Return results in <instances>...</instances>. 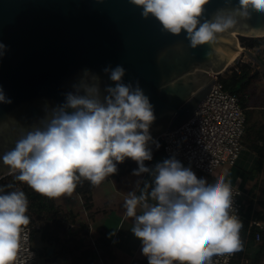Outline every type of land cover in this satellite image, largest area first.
<instances>
[{"label":"clouds","instance_id":"1","mask_svg":"<svg viewBox=\"0 0 264 264\" xmlns=\"http://www.w3.org/2000/svg\"><path fill=\"white\" fill-rule=\"evenodd\" d=\"M141 6L142 16L155 17L163 30L179 34L185 30L192 47L216 40L236 19L232 12L218 11L214 19L200 21L209 0H131ZM238 13L249 14L248 5L264 12V0H237ZM264 35V28L254 30ZM8 46L0 42V57ZM110 72L115 86L101 91L100 77L85 68L66 102L52 108L40 127H34L0 155V162L19 170L16 179L48 198L71 195L82 178L98 186L117 172L125 158L136 161L133 174L149 173L150 190L128 192L123 202L131 232L139 238L148 264H212L214 254L240 250L242 221L234 211L233 188L221 172L211 179L197 174L174 156L155 164L148 142L150 125L156 119L149 97L139 86L125 84V69ZM0 86V103L9 104ZM159 145L157 144V147ZM11 187V186H9ZM149 186L146 184L145 188ZM151 201V202H149ZM29 200L23 190L0 187V264H20ZM140 209L141 211H137ZM32 255L28 253V258Z\"/></svg>","mask_w":264,"mask_h":264},{"label":"water","instance_id":"2","mask_svg":"<svg viewBox=\"0 0 264 264\" xmlns=\"http://www.w3.org/2000/svg\"><path fill=\"white\" fill-rule=\"evenodd\" d=\"M238 13L237 0H209L200 21L218 11L235 13L234 23L212 43L192 47L185 30L172 34L131 0H0V86L11 103H0V155L34 127L52 108L66 102L87 68L100 77L101 91L115 82L110 72L125 69L122 82L139 86L149 97L156 119L149 128L153 150L160 137L191 120L215 83L230 67L228 54L242 48L245 61L264 70L255 50L241 38H264V12L248 5ZM0 162V180L18 172ZM53 252L49 248L48 254Z\"/></svg>","mask_w":264,"mask_h":264},{"label":"crops","instance_id":"3","mask_svg":"<svg viewBox=\"0 0 264 264\" xmlns=\"http://www.w3.org/2000/svg\"><path fill=\"white\" fill-rule=\"evenodd\" d=\"M247 63L252 65L255 73L258 66ZM251 103L253 105H248L245 110L247 132L244 137V149L236 165L221 167L222 169L219 168L213 175H204V177L211 179L218 173H225L226 180L243 192L244 222L250 223L256 220L264 223V97H261L260 101L256 98ZM166 158L168 157L161 151L146 166L153 168L156 163ZM182 164L194 170L190 164L184 162ZM152 179L149 173H141L137 176L133 172L120 179L105 178L93 190L90 208L84 205L79 195L71 194L78 198L80 206L66 204L63 208L69 215L76 216L75 227L84 229L85 239L89 243L90 239L94 241L93 248L98 254L101 252L98 246L103 241H108L111 245L112 256L99 257L100 262L105 260L107 264H148L147 257L141 251V241L130 230L132 218H126L123 215V202L130 191H136L139 194L141 190H150ZM146 184L149 186L147 189ZM258 247L259 245H256L249 251V257H243L242 264H250L251 260L253 264H264V256L259 259L256 256ZM173 264H184V261L174 260Z\"/></svg>","mask_w":264,"mask_h":264},{"label":"built area","instance_id":"4","mask_svg":"<svg viewBox=\"0 0 264 264\" xmlns=\"http://www.w3.org/2000/svg\"><path fill=\"white\" fill-rule=\"evenodd\" d=\"M242 62L247 63L244 60ZM233 70L240 73V65L233 66ZM222 76L223 74L214 75L215 83L209 96L195 116L182 126L163 134L159 139L162 144V153L166 157L174 156L190 164L197 173L203 175H213L223 165L234 167L244 149L246 109L241 106L237 95L225 90ZM232 188V211L242 221L240 237L243 242V192L235 185H232ZM75 226V223H71L69 227L75 228ZM248 228L255 230V243L260 245L264 223L253 220ZM33 229L26 226L28 240L22 241L23 247L18 255L20 264H43L34 248ZM89 241L94 246V241L92 239ZM29 252L32 253L30 258H28ZM237 253L238 250L232 253L214 254L212 264H232Z\"/></svg>","mask_w":264,"mask_h":264},{"label":"trees","instance_id":"5","mask_svg":"<svg viewBox=\"0 0 264 264\" xmlns=\"http://www.w3.org/2000/svg\"><path fill=\"white\" fill-rule=\"evenodd\" d=\"M241 42H242L243 47H246L252 50L260 49L264 46V38H241ZM256 77L257 75L254 74L252 70V65L248 63H244L240 65V73H237L235 70H231L230 76L228 77L222 76V82L224 84L225 90L232 94L237 95L240 98L241 106L246 109L247 102L245 98L246 95H244V93L249 87V85H251L253 80L256 79ZM246 114L248 115L247 112ZM246 132H247V126L245 123V135H246ZM243 143H244V138H243ZM158 145H159L158 147L156 145V147L152 150V157H153L152 160L157 154H159L162 151V144L160 141L158 142ZM152 160L144 161L145 165H148L149 163H151ZM137 167H138V164L136 161L132 160L131 158H125L123 162L117 163V172L111 174L107 178L120 179L122 176L128 173H132L133 169ZM17 173L18 172L11 174L3 178L2 180H0V187H3L5 191L20 190L19 186L23 184L21 181L16 179V176L18 175ZM95 187L96 186L91 185L89 181L84 180L82 178V182H78L77 187L73 193H75L76 195H79L84 201V205L87 208H90L92 196H93V190L95 189ZM23 191L25 192L29 200V208H28L27 214L30 217V223L28 227L34 228L33 238H34L35 233L38 230L37 228H35V226H33L34 222L36 220L42 221V219L46 218V222L44 223V226L42 229L41 239L43 242L52 241L55 238V235L59 232L58 230H60V228L63 227L61 223L66 220L64 219L59 220V219H55L54 217H52L53 213L55 214L56 212L59 214L61 212L59 208H57V205L53 203L54 201H52L51 198H48L46 196H43L39 193L34 192L26 184L23 185ZM65 217H67L68 219V217H73V215H68ZM71 223H74V222L73 221L68 222L66 223V225H67L68 237L69 239L72 240V244H73L72 251H74L73 253L75 254V252L77 253V250L80 251V248H79L80 242L77 239H80L78 238V235L80 234V232L83 234L84 229L82 227L79 228V226H77L75 229L70 228L69 226ZM248 226H249V223L244 222V232H243L244 241L242 242L243 247L240 250H238L236 259L233 261L232 264H242L243 257H249V251L252 250L256 246L255 239H254L255 230L253 228L249 230ZM98 248H99V251L101 252H99V254L96 252H93L91 255L92 261H95L99 259V257H103L105 255L112 256L111 245L108 241H103L101 245L99 244ZM256 256L258 257V259L264 256V231L262 232V243L258 247ZM62 260L65 261L66 257L63 258ZM250 264H253L252 260Z\"/></svg>","mask_w":264,"mask_h":264},{"label":"rangeland","instance_id":"6","mask_svg":"<svg viewBox=\"0 0 264 264\" xmlns=\"http://www.w3.org/2000/svg\"><path fill=\"white\" fill-rule=\"evenodd\" d=\"M227 12H231V11H227ZM227 12H223V13H227ZM232 14L235 15L234 12H232ZM240 43H241V46H243L241 40H240ZM263 50H264V47L257 49L256 52L258 53V55L260 56V58L264 62V51ZM242 60L245 61L243 55L239 56V58H237L230 65L229 69L223 74V76L224 77L230 76L231 70H233V66L237 67L238 62H239V64L240 63L244 64L242 62ZM247 62H249V61H247ZM255 66H257V65H255ZM256 75H257L256 79L253 80L251 85H249V87L247 88V90L244 93V95L247 96V97L245 96L247 106L253 105L251 102L253 100H256V98L260 101V98L264 97V70H260V72ZM221 167L225 168V167H229V166L223 165ZM22 184L25 185V183H23V182H22ZM23 185L19 186L20 190H23ZM51 200L54 201L53 203H55L57 205V208H59V210L61 212L59 214L56 212H55V214L53 213L52 217H54L55 219H59V220L64 219L66 221L61 223L63 227L60 228V230H58L59 232L55 235V238L52 241H48V242H43L41 239L42 229H43L44 223L46 222V218L42 219V221L36 220L34 222L33 226H35V228L38 229L34 235V248L36 249L41 262H43V264H66V263L67 264H107L105 260H104V262H100L99 259L92 261L91 255L93 252H96V251L93 248V246L90 245L88 240L84 239V236L81 232L78 235V238H80V239H77L80 242V245H79L80 251L77 250V253L75 252V254L73 253L74 251H72L73 250V244H72V240L69 239V237H68L66 223L71 222V221L76 223L77 219H76V216L73 214H72L73 217H68V219H67V217H65V216H68L69 213H67V211H65L63 207H65L66 204H72V205H74V207L80 206V202H79L78 198L76 196H73V195H65V196H62L59 198H54V199L51 198ZM49 248H52V250H53V252L51 254H48ZM86 256H87V258H86ZM65 257H66V260L63 261L62 259Z\"/></svg>","mask_w":264,"mask_h":264},{"label":"bare ground","instance_id":"7","mask_svg":"<svg viewBox=\"0 0 264 264\" xmlns=\"http://www.w3.org/2000/svg\"><path fill=\"white\" fill-rule=\"evenodd\" d=\"M230 56L229 64L231 65L239 56L242 55V48H239L237 51L228 54Z\"/></svg>","mask_w":264,"mask_h":264}]
</instances>
